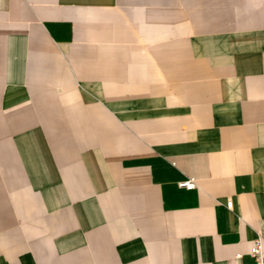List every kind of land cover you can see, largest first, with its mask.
Masks as SVG:
<instances>
[{"label":"crops","instance_id":"crops-1","mask_svg":"<svg viewBox=\"0 0 264 264\" xmlns=\"http://www.w3.org/2000/svg\"><path fill=\"white\" fill-rule=\"evenodd\" d=\"M259 233L264 0H0V264H253Z\"/></svg>","mask_w":264,"mask_h":264},{"label":"built area","instance_id":"built-area-1","mask_svg":"<svg viewBox=\"0 0 264 264\" xmlns=\"http://www.w3.org/2000/svg\"><path fill=\"white\" fill-rule=\"evenodd\" d=\"M178 186L182 189L193 190L196 188L194 179H187L178 183ZM232 202H226V208L231 209ZM264 241V236L262 233L258 234L257 239L254 241V246L250 250L249 256L253 259V264H264V249L262 248V242ZM241 255H237L236 259H239Z\"/></svg>","mask_w":264,"mask_h":264}]
</instances>
